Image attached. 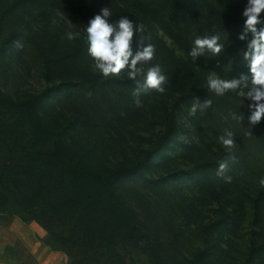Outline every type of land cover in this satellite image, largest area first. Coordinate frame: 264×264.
Listing matches in <instances>:
<instances>
[{
  "label": "rangeland",
  "instance_id": "rangeland-1",
  "mask_svg": "<svg viewBox=\"0 0 264 264\" xmlns=\"http://www.w3.org/2000/svg\"><path fill=\"white\" fill-rule=\"evenodd\" d=\"M33 1L0 0V90L19 103L13 110L0 112L3 121L0 123V134L5 131V124L16 128L15 134H19L17 140L12 139L9 132L6 139L0 135V170L9 163L14 164L16 159L25 158L28 156L25 150H31L33 132L25 114L29 111L27 102L32 98L36 113L46 126L52 128L54 138L60 137L81 158L88 160L90 154L99 158L104 156L105 163L113 168L143 163L141 173L132 180L128 179L125 185L122 183L119 191L132 209L136 222L145 226V232H151L159 238L165 249L166 261L177 263L192 259L198 250L205 247L203 232L207 225L217 223L219 226L208 247L216 251L224 248V239L228 237L227 227L230 223L229 228L233 227L232 219L239 215L230 211L229 192L225 194L224 205L227 209L223 211L220 204L202 199L196 176L202 166L208 167V163L213 161L202 159L200 154L235 155L232 162L238 161L242 171L239 193L243 192L244 200H248V195L252 200L260 189L261 170L264 169V120L257 124L249 122L251 112L248 104L253 102L241 104L240 98H232L228 102L229 106L212 121L211 126L202 124L201 130L197 115L189 114L192 105H195L191 101L159 92L153 100L142 101L140 97L137 98L140 101L137 106L136 96L131 93L132 88H129L123 70L117 76L105 78L101 75L102 78L96 81L103 82V86L92 90L86 86L85 77L82 78L78 73L74 61L53 55L51 51L55 49L53 42L61 25L69 28L71 24L69 29L78 32V38L85 36L87 24L80 27L79 18L75 15L81 8H84V12L93 9L94 4L89 0H65L69 9L54 7L50 12ZM218 2L217 5L222 6L217 10L227 9V13L222 22L212 25L213 35L232 42L237 38L235 46H240L237 50L244 55L249 51L251 42V35L245 41L239 39L244 28L241 12L247 0ZM217 10L209 17L215 15L216 18L220 14ZM193 26L188 28L189 31H195L196 25ZM158 35L180 58L200 70L198 67L202 65L203 54L194 60L188 55L189 52L175 45L166 33L160 31ZM59 49L61 53L62 49ZM209 68L214 72L217 70ZM219 75L222 78L239 79L231 70ZM197 112H200L198 107ZM234 115L244 118L238 122L233 120ZM173 121L177 123L176 132L171 138L174 143L160 152ZM225 130L234 134V152L219 142ZM152 156L154 160L150 164ZM164 156L168 160L167 172L159 165V160ZM226 160L230 165L231 160ZM213 174L217 175V168L213 169ZM151 179L157 182L153 183ZM131 188L136 191L138 198ZM15 194L17 196V192L12 190L11 196ZM188 213H198V221L194 222L190 217L192 224H188ZM79 214L66 213L61 220L50 215H43L39 221L32 220V214H24V217L42 239L56 248H64L63 239L74 241L73 252L81 256L79 259L83 264H120L112 258L113 261L107 262L105 256L110 257L109 253L101 250V245L93 238H87L80 230L76 231L75 217ZM91 214L99 225H107L108 215L104 205L96 209L95 213L85 215L90 217ZM244 214L242 221L239 219L237 222L234 232L236 237H232L237 251L232 253L228 264H247L249 250L264 244V240L259 238L262 223L256 224L254 211L248 203ZM218 230L223 231L224 237L219 235ZM117 251L125 264H151L141 249L120 244ZM248 264H264V258Z\"/></svg>",
  "mask_w": 264,
  "mask_h": 264
},
{
  "label": "trees",
  "instance_id": "trees-1",
  "mask_svg": "<svg viewBox=\"0 0 264 264\" xmlns=\"http://www.w3.org/2000/svg\"><path fill=\"white\" fill-rule=\"evenodd\" d=\"M89 1L94 4V8L87 9L85 12L84 8H81V11L75 15L79 18L80 27H84L95 15L101 14L104 9H109L112 13L109 17L110 23H116L122 16H126L133 22L144 25V32L134 37L133 51L135 52L147 43L155 45L154 59L147 66L158 64L161 67L162 74L165 76V83L162 85L165 88L163 95L166 93L168 96L175 95L179 100L191 101L197 105L196 107L200 111L196 113L197 123L201 126V130H203L202 124L211 126L212 121L229 106L228 102L232 98H237L233 93L218 97L207 88V76L214 72L209 67L217 69L215 72L221 75L227 74V71L231 70L239 79L241 76H247L248 69L245 66L244 55L241 54L240 50H237L240 46H235L237 38L233 42L226 40L225 37L224 40L219 39L223 47L217 55H213L205 49L204 58L201 59L202 65L198 67L200 70H196L191 62L180 58L158 35L160 31L166 33L180 49L190 52L195 39V36L192 37V35L214 36L212 25L215 26L224 20L227 9L217 10L222 6L217 5L218 0ZM33 2L35 4L38 2L39 6L48 9L50 12L54 7L62 10L69 9L65 0H34ZM10 10L13 11L14 9ZM216 10L220 14L216 18L215 15L209 17ZM193 25H196L195 31L193 32L192 29L189 31L188 28L194 27ZM69 30L67 26H59L58 36L53 42L55 49L51 51L52 54L63 56L67 61H74L78 73L82 78L85 77L84 82L90 89L94 90L97 86H103V82L96 81L102 77L101 74L92 69L93 61L87 54V33L71 43L65 35ZM186 34L189 36H185ZM59 48L62 49L61 53ZM123 71L127 83L130 84L129 88H132L131 93L133 94L134 91L138 90L142 101L153 100L160 94L155 89L145 90L142 76L132 80L128 78L126 70ZM31 100L32 98L27 102V105L29 104L28 113H24L33 132L31 150H25V153L28 154L25 158L16 159L14 164L9 163L0 170V215L19 217L23 222L29 223L24 214H32L33 219H31L39 221L43 215H50V217H57L61 220L66 213H80L75 217L76 231L80 230L87 238L91 237L100 244L99 248L104 249L110 255V257L105 256L107 262L113 259L120 264H125L117 251L120 244L141 249L151 264H228L232 253L237 251L236 243L232 237H236L234 232L237 222L244 218L247 203L254 211L256 224L262 223L259 238L264 240V185H260L258 193L254 198L252 197V200L250 195L247 196L248 200H244L243 192L239 193V180L242 178V171L238 167L239 162H232L229 159L231 154L219 156L214 153L210 156L209 153L206 155L201 153L202 159L207 158L209 161H213L208 163V167L203 168L202 166L196 176L202 199L205 201L210 199L213 203L220 204L223 211L227 209L224 205V198L225 194L229 192L230 211L239 216L232 219L233 227L229 228L231 223L227 227L228 237L226 240L224 239V248L216 251L213 247H208L211 246L209 243L216 232V227L219 226L217 223L207 225L203 232L205 247L198 250L190 260L169 263L166 261L165 249L159 238L151 232H145V226L136 222L132 209L127 205L124 196L119 191L122 183L126 184L128 179L132 180L141 173L144 168L143 163L113 168L105 163L106 158L104 156L99 158L90 154L88 160L81 158L68 148L60 137L54 138V131L46 126L43 119L36 113L34 100ZM209 100H211L210 105L206 103ZM18 106L19 103L14 98L0 90V112L6 109L13 110ZM1 122L3 121L0 118ZM4 129L5 131L0 134L2 138L6 139L9 132L12 139H18L19 134H15L16 128L5 124ZM176 129L177 123L173 121L165 139V146L160 147V152L174 143L171 138ZM45 148L47 149L45 150ZM232 151L234 152V149ZM16 154L19 155V152ZM211 158L212 160H210ZM226 159L231 160V163L223 175L213 174V169L217 168L218 171L219 163ZM153 160L154 156L149 159V163L153 164ZM167 161L165 156L159 160V165L165 170L164 172H167L169 168ZM12 162H14V158H12ZM261 174V178H264V169L261 170ZM151 182L155 183L157 180L151 179ZM12 190L17 192V196L16 194L14 197L11 196ZM132 190L138 198L136 191ZM103 205L108 215L106 226L99 225L92 214L90 217L85 215L95 213L96 209ZM11 209L15 211H11ZM187 215L188 224H192L190 217L194 222L199 219L198 213H188ZM218 233L224 237L223 231L218 230ZM177 238L178 235L174 241ZM70 243L71 245H68ZM73 243L74 241L63 239L62 246L64 248H55L70 257L72 264H83L79 259L81 256L73 252ZM49 244L53 246V244ZM246 256L247 264L262 260L264 258V244L258 245V247L253 246Z\"/></svg>",
  "mask_w": 264,
  "mask_h": 264
},
{
  "label": "clouds",
  "instance_id": "clouds-1",
  "mask_svg": "<svg viewBox=\"0 0 264 264\" xmlns=\"http://www.w3.org/2000/svg\"><path fill=\"white\" fill-rule=\"evenodd\" d=\"M111 15L109 9H104L87 24V54L93 61L92 69L105 78L117 76L122 70H126L129 79L143 77L145 90L155 89L163 93L165 88L162 85L165 83V76L162 74L161 67L158 64L147 66L154 59L155 45L147 43L135 52L132 49L134 37L144 32V25L137 24L126 16H122L116 23H110ZM241 17L244 28L239 39L245 41L251 35L249 51L244 53L248 75L241 76L240 79H229L222 78L218 73L213 72L207 76V88L218 97L233 93L240 98L241 104L252 101L253 103L248 104V110L251 112L248 119L250 123L257 124L264 120V27H261L264 25V0H247ZM65 35L68 41H74L79 33L69 30ZM218 41V36H196L193 40L194 46L188 55L195 60L204 53L205 49L217 55L223 47ZM133 95L139 97V91H134ZM136 103L139 106V99ZM206 103L210 105L211 100ZM196 112L197 107L193 105L189 114L195 115ZM243 118L242 115L233 116V120L238 122ZM233 136V132L225 130L219 137V142L229 151L235 145ZM229 159L234 160L235 157L230 156ZM228 166V160L220 162L217 175L222 176ZM259 182L264 185V178H261Z\"/></svg>",
  "mask_w": 264,
  "mask_h": 264
},
{
  "label": "crops",
  "instance_id": "crops-1",
  "mask_svg": "<svg viewBox=\"0 0 264 264\" xmlns=\"http://www.w3.org/2000/svg\"><path fill=\"white\" fill-rule=\"evenodd\" d=\"M0 264H72L19 217L0 215Z\"/></svg>",
  "mask_w": 264,
  "mask_h": 264
}]
</instances>
